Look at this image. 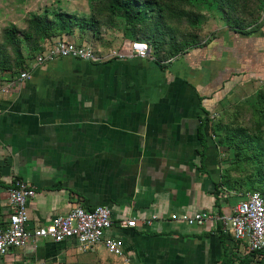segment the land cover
<instances>
[{
  "label": "crops",
  "instance_id": "1",
  "mask_svg": "<svg viewBox=\"0 0 264 264\" xmlns=\"http://www.w3.org/2000/svg\"><path fill=\"white\" fill-rule=\"evenodd\" d=\"M58 37L100 54L131 41L115 28L96 35L74 27ZM27 69L28 79L0 92V226L7 188L20 178L35 188L31 226L77 205H107L105 236L123 241V255L103 242L82 250L74 239H44L10 249L0 264H264V253L250 252L220 222L171 218L230 214L238 202L218 185L214 114L225 96L264 81V13L257 26L168 60L66 57ZM131 217L134 227L119 226Z\"/></svg>",
  "mask_w": 264,
  "mask_h": 264
},
{
  "label": "rangeland",
  "instance_id": "2",
  "mask_svg": "<svg viewBox=\"0 0 264 264\" xmlns=\"http://www.w3.org/2000/svg\"><path fill=\"white\" fill-rule=\"evenodd\" d=\"M106 1L0 0V82L15 79L22 66L21 61L28 66L36 50L55 39L41 38L43 33L30 25L35 16L52 18L54 12L62 10L78 18L95 17L98 22L100 20L96 30L87 25H77L80 29L98 35L115 28L124 34L120 18L107 20ZM150 1L163 14L166 30L163 45L167 48L171 41L179 49L174 50V54L197 44H208L216 36L229 31L233 22L244 30L243 23L249 13L253 16L264 13V0H214L213 5L210 0ZM11 29L15 31V42L6 35V31ZM241 88L235 96H225L219 102L214 114L217 120L213 124L218 148V185L223 193L236 201L246 190L264 188V81L250 88ZM253 138L258 140L255 143L258 148L249 142Z\"/></svg>",
  "mask_w": 264,
  "mask_h": 264
},
{
  "label": "built area",
  "instance_id": "3",
  "mask_svg": "<svg viewBox=\"0 0 264 264\" xmlns=\"http://www.w3.org/2000/svg\"><path fill=\"white\" fill-rule=\"evenodd\" d=\"M73 57L98 62L107 59L154 58L144 41L133 40L121 49H110L100 54L92 47L76 44L63 38H55L34 56V64L41 65L59 58ZM28 69L22 70L15 79L0 82V92L29 78ZM35 195V188L23 179L15 178L7 188L9 212L6 222L0 226V255L10 249L36 245L40 240L55 243L74 239L79 248L87 250L103 242L106 251L115 256L123 255V241L118 237L105 236L112 226L109 206L98 204L92 208L74 206L66 213L57 214L41 226H31L27 210L28 201ZM156 218L153 216L152 219ZM188 225H203L206 221L220 222L235 241L245 243L250 252L264 253V197L258 191H247L236 203L232 213L216 215L208 212L172 214ZM149 223V220L146 221ZM120 227H134L135 218L121 219ZM37 264H43L39 262Z\"/></svg>",
  "mask_w": 264,
  "mask_h": 264
},
{
  "label": "trees",
  "instance_id": "4",
  "mask_svg": "<svg viewBox=\"0 0 264 264\" xmlns=\"http://www.w3.org/2000/svg\"><path fill=\"white\" fill-rule=\"evenodd\" d=\"M214 0H210V3L213 5ZM105 10L107 15V20H112L113 18H120L123 22V31L126 38L133 40L144 41L150 47L152 55L158 60H168L171 59L189 49L182 51L181 53L174 54V50L177 49L171 41H169V45L165 48L164 38L166 35L165 23L163 14L161 11L157 10L155 3L150 0H107L105 4ZM261 15L256 14L253 16L252 14L247 15L246 21H244V30L257 26L260 22ZM100 22V20H99ZM97 18H78L75 14L66 11H56L53 13L52 18L44 17H33L30 21V25L35 28V31L39 33H43L42 37H55L60 36L62 33L70 34L73 27L87 25L90 28H95L96 25L99 24ZM234 24H230L229 30L244 32V30L240 29L238 23L233 22ZM247 27V28H246ZM7 37L15 42V31L14 29L10 31H6ZM205 44H197L196 46H202ZM194 46V47H196ZM193 48V47H192ZM43 49H37L34 53L33 57L41 52ZM17 53L19 51L17 50ZM155 54V55H154ZM21 67L18 74L26 69L28 66L21 61ZM17 74V76H18ZM219 119V118H218ZM217 120V119H216ZM214 129V128H213ZM216 130V129H215ZM214 130V133L216 132ZM199 137L202 139L204 137L203 134L200 133ZM249 142L255 144L258 142L257 139H250ZM255 147L258 148V145L255 144ZM257 152H260V149H257ZM247 191H258L264 197V188H253ZM244 192V193H245ZM243 195V194H242ZM229 258L221 261L220 264H228ZM250 261H246L244 257L239 258L236 264H250Z\"/></svg>",
  "mask_w": 264,
  "mask_h": 264
}]
</instances>
